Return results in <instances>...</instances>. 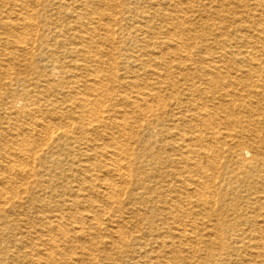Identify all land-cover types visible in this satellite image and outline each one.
<instances>
[{
    "label": "bare ground",
    "instance_id": "6f19581e",
    "mask_svg": "<svg viewBox=\"0 0 264 264\" xmlns=\"http://www.w3.org/2000/svg\"><path fill=\"white\" fill-rule=\"evenodd\" d=\"M0 264H264V0H0Z\"/></svg>",
    "mask_w": 264,
    "mask_h": 264
}]
</instances>
